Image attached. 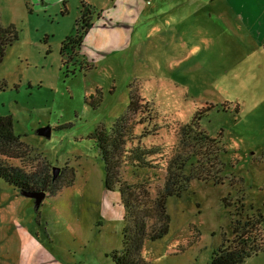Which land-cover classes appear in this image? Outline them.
<instances>
[{
    "label": "rangeland",
    "instance_id": "rangeland-1",
    "mask_svg": "<svg viewBox=\"0 0 264 264\" xmlns=\"http://www.w3.org/2000/svg\"><path fill=\"white\" fill-rule=\"evenodd\" d=\"M186 5L173 7L174 17L158 16V32L151 22L136 25L132 44L83 61L76 55L83 41L66 43L76 35L81 0H0L2 24L19 32L0 64L7 82L0 113L13 117L15 133L32 150L10 162L31 171L48 163L51 175L59 166L62 184L75 172L74 183L48 194L39 210L0 178V264H115L123 208L118 191L106 188L93 135L111 130L127 111L131 86L145 105L134 116L120 170L131 183L145 182L152 198L168 162L186 152L181 129L197 111L213 107L199 128L226 148L228 178L218 185L193 179L182 196L168 199L169 233L146 241V261L207 264L233 240L239 199L245 198L244 217L264 212V0H205L196 16H180ZM44 126L51 137L36 133ZM135 153L147 154L148 166L135 163ZM244 264H264V250Z\"/></svg>",
    "mask_w": 264,
    "mask_h": 264
},
{
    "label": "trees",
    "instance_id": "trees-1",
    "mask_svg": "<svg viewBox=\"0 0 264 264\" xmlns=\"http://www.w3.org/2000/svg\"><path fill=\"white\" fill-rule=\"evenodd\" d=\"M94 13L95 9L81 0L76 35L67 39V44L80 45L93 25ZM18 39L17 29L13 25L4 26L0 18V64L8 48ZM6 87L7 82L0 78V90ZM143 101L138 90L131 86L127 111L118 118L111 130L98 129L93 135L105 163L106 188L118 191L123 208V245L120 249H113L111 254L115 264H151L144 257V245L146 241H156L169 233L171 218L167 209L168 199L182 196L193 179L213 181L218 185L225 182L224 178H228L227 166L223 161L226 148L222 140L211 137L199 128L204 116L213 109L209 107L197 111L192 121L181 129L180 145L186 147V152L180 150L168 162L165 183L157 191L155 198L151 197L150 187L145 182L131 183L124 179L120 169L126 144L131 134L133 135L136 124L134 116L145 105ZM21 138L14 131L13 117L0 113V178L14 186L19 193L43 190L51 196H55L64 186L74 183V170L69 181L62 184L60 178L54 179L51 175L48 163L33 171L11 163L10 159H21L32 152ZM146 155L135 153V163L148 166V161L144 159ZM194 158L196 164L188 175L186 168ZM230 195L223 198L226 207L231 206ZM244 199H239L236 213L231 214L233 240L216 249L207 264H244L248 258L264 250V212L259 209L248 212L244 217Z\"/></svg>",
    "mask_w": 264,
    "mask_h": 264
},
{
    "label": "crops",
    "instance_id": "crops-1",
    "mask_svg": "<svg viewBox=\"0 0 264 264\" xmlns=\"http://www.w3.org/2000/svg\"><path fill=\"white\" fill-rule=\"evenodd\" d=\"M84 1L91 5L96 13L92 16V27L83 37V43L76 49V55L83 61L94 57L93 53L96 57L101 58V54L109 50L110 47L132 44L134 35H136V25H142L141 28H143L144 24L151 22L153 33L158 32L161 30L158 29L161 19H157V17H163L165 14L174 17L170 10L175 6L187 4L188 8L178 9L179 15L184 16L189 13L196 16L201 11L199 8L202 3L205 2V0H110L108 5L104 6L103 0H92V3L89 0ZM180 20L174 19L173 22ZM195 24L192 20V26ZM197 25L199 26L198 23ZM190 28L192 29V27ZM200 30L201 28L198 29V31ZM179 37L181 38L182 35L180 34ZM90 44H94L98 51L95 52L94 47Z\"/></svg>",
    "mask_w": 264,
    "mask_h": 264
},
{
    "label": "water",
    "instance_id": "water-1",
    "mask_svg": "<svg viewBox=\"0 0 264 264\" xmlns=\"http://www.w3.org/2000/svg\"><path fill=\"white\" fill-rule=\"evenodd\" d=\"M51 132H52V128L50 126H44V127H40L37 129L36 133L40 134V135H44L46 137H51ZM60 167L59 166H55L53 168L54 170V179H56L58 177L59 171H60ZM20 193L24 196L27 197H31L34 199L35 202V208L36 210H39L42 202L44 201V199L47 197V192L46 191H33V192H25V191H20Z\"/></svg>",
    "mask_w": 264,
    "mask_h": 264
},
{
    "label": "built area",
    "instance_id": "built-area-1",
    "mask_svg": "<svg viewBox=\"0 0 264 264\" xmlns=\"http://www.w3.org/2000/svg\"><path fill=\"white\" fill-rule=\"evenodd\" d=\"M148 1H150V0H148Z\"/></svg>",
    "mask_w": 264,
    "mask_h": 264
}]
</instances>
